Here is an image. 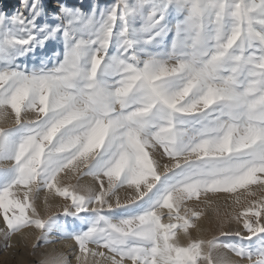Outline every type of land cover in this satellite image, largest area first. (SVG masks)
<instances>
[{"label":"snow or ice","instance_id":"obj_1","mask_svg":"<svg viewBox=\"0 0 264 264\" xmlns=\"http://www.w3.org/2000/svg\"><path fill=\"white\" fill-rule=\"evenodd\" d=\"M57 5L0 13L5 238L59 234L80 264H264V0ZM218 194L225 239L193 237L190 202Z\"/></svg>","mask_w":264,"mask_h":264},{"label":"rangeland","instance_id":"obj_2","mask_svg":"<svg viewBox=\"0 0 264 264\" xmlns=\"http://www.w3.org/2000/svg\"><path fill=\"white\" fill-rule=\"evenodd\" d=\"M20 2L21 0H0V13L12 14L19 7ZM46 2L50 3L53 8L58 6L57 0H46ZM64 2L70 5L74 4L77 6L82 4L85 6V8H87L89 5H92V4H99L101 7H103V6L113 3L114 0H64ZM5 3H8V4L5 5ZM85 181H87V179ZM253 191L256 192L257 197H259L260 195H264V189L262 188H253ZM41 195L44 197V195L46 194L42 193ZM240 195L242 196V199H243L244 194L241 193ZM253 198L254 197H247V199H253ZM225 200H231L228 194H218L215 196H208V197L202 196L199 202H190V206H194L195 210L197 211H202L203 214L201 218H203L205 216L204 212L207 209H210V207H213L217 201H225ZM231 210L229 212H231ZM51 213L57 216L61 214L58 207H53L51 209ZM225 213H227V210H225L224 214L222 215V219L224 218ZM217 217L218 218L221 217L219 216V213ZM201 218L200 220L196 221V223L201 221ZM0 224L4 225L2 217H0ZM213 227L217 229L216 233L211 236H208L207 238H205V240H211L214 238L220 239V240L225 239L224 237H222L221 232L222 230L224 231L228 230V227L225 226V228L222 229L221 222L219 221L214 222ZM232 227H235V225ZM26 230H30V229H26ZM26 230L22 232H24L25 234ZM32 230L34 232L33 239L35 240L32 241L31 245H28L26 242H23V243L20 242L18 235L22 232L11 235L7 239L5 238L6 230L0 234V264H39L40 254H41L40 248L42 247L43 243H45V241L39 238L40 232L38 230H35V229H32ZM192 230L190 231L192 232V235H193L194 232ZM55 236H56L55 239L48 240L47 243L49 242L48 244L54 245V246L56 244H59L61 237L59 236V234H56ZM72 244L70 247L63 250L65 251L66 258L69 261L72 260L71 247H73L74 244H76L74 240L72 241ZM221 249L222 248L217 249L212 253V260H214L213 264H247L246 261H240L239 258L235 257L234 254L232 253L231 254L233 255L234 259H232L231 261L226 262V263L218 262L216 258L218 257L219 251Z\"/></svg>","mask_w":264,"mask_h":264},{"label":"bare ground","instance_id":"obj_3","mask_svg":"<svg viewBox=\"0 0 264 264\" xmlns=\"http://www.w3.org/2000/svg\"><path fill=\"white\" fill-rule=\"evenodd\" d=\"M8 3H5V5H7ZM89 180L85 181V183H88ZM40 203H43V196L41 195L40 198ZM231 200H225V201H217L216 204L213 207H210V209H207L204 214L205 216L203 218H201V221L197 222V228L193 229L192 231L193 233V237H197V238H202L205 239L208 236H211L213 234L216 233L217 229L213 227V223L216 221L221 222L222 219V215L224 214L225 210H227V212H229L231 210ZM219 216L221 217H217L218 213ZM222 212V213H221ZM234 226V225H233ZM6 229L4 227V225L0 224V234L2 232H4ZM51 235L48 237V240H53L55 239V236ZM19 240L21 243L26 242L28 245H31L32 241H34V232L32 229L30 230H26V233L24 234V232L20 233L19 235ZM73 240H66V239H60L59 244L54 245H50L48 244L46 241L45 243H43L42 247L40 248V260H39V264H47V261L53 256V255H59L62 254L65 258H66V254L65 251H63L64 249L68 248L71 246ZM186 243V241H184ZM73 245V244H72ZM72 250V260L69 261L67 260L68 264H80V262H78L76 260V257L78 255H80L79 252V248L76 244H74L73 247H71ZM100 251V250H98ZM233 258V255L231 254V252L227 251L226 249L222 248L219 251L218 257L216 258V260L220 263L224 262H229L231 261ZM108 264L107 261H105L103 258H93L91 256H89L88 258V264ZM214 261V260H213Z\"/></svg>","mask_w":264,"mask_h":264}]
</instances>
